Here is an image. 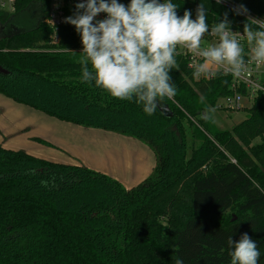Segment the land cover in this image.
<instances>
[{"label": "trees", "instance_id": "16d2710c", "mask_svg": "<svg viewBox=\"0 0 264 264\" xmlns=\"http://www.w3.org/2000/svg\"><path fill=\"white\" fill-rule=\"evenodd\" d=\"M231 1L264 19V0ZM172 2L179 16L187 9L192 19L204 4L209 25L225 13L231 28L243 30L247 22L211 0ZM50 4L16 0L14 12L0 10V94L64 123L133 138L149 147L156 164L127 189L83 165L0 145V264H230L228 238L238 241L243 233L257 243L264 264V94L254 98L246 120L218 129L201 114L232 94V76L195 81L177 58L180 69L171 72L177 95L159 101L149 116L135 100L82 82L81 37L67 23L50 45ZM21 14L32 27L7 31Z\"/></svg>", "mask_w": 264, "mask_h": 264}, {"label": "clouds", "instance_id": "9594fccd", "mask_svg": "<svg viewBox=\"0 0 264 264\" xmlns=\"http://www.w3.org/2000/svg\"><path fill=\"white\" fill-rule=\"evenodd\" d=\"M177 8L172 0H130L127 6L118 0L76 3L73 15L64 22L73 25L81 37L82 82H94L113 98L135 100L151 116L159 101L174 100L177 95L171 72L180 69L181 49L198 58L190 65L196 80H213L218 74L241 78L249 65H264V19L248 17L241 34L231 30L227 13L209 27L204 4L197 6L195 19L187 9L179 16ZM247 11L241 4L237 14ZM100 13L106 18L95 20ZM206 35L214 40L206 42ZM199 99L205 103V96ZM215 112L214 107H206L201 118L212 121ZM227 243L230 264H258V245L247 233L238 241L230 236ZM175 264L183 260L176 259Z\"/></svg>", "mask_w": 264, "mask_h": 264}, {"label": "crops", "instance_id": "0c3cea01", "mask_svg": "<svg viewBox=\"0 0 264 264\" xmlns=\"http://www.w3.org/2000/svg\"><path fill=\"white\" fill-rule=\"evenodd\" d=\"M0 145L66 165L85 166L127 189L153 172L155 156L143 143L117 133L61 122L0 94Z\"/></svg>", "mask_w": 264, "mask_h": 264}, {"label": "built area", "instance_id": "2783aa9c", "mask_svg": "<svg viewBox=\"0 0 264 264\" xmlns=\"http://www.w3.org/2000/svg\"><path fill=\"white\" fill-rule=\"evenodd\" d=\"M163 0H159V2H162ZM213 2L217 3V0H211ZM82 2V0H51L50 4V11L49 15L46 18V25L52 29V37L53 40L51 42L52 45H56L60 41V32L61 29L67 24L64 22V18L67 16V9L71 7H75L76 3ZM15 3L16 0H0V10L6 11V12H14L15 11ZM227 9L237 13V10L239 8V5L234 3L231 0H220V3H218ZM241 17L245 18L246 20L248 17H253L260 19L256 17L255 15L251 14L247 11V13H241L238 14ZM106 18L105 13H100L95 20H103ZM95 22V21H94ZM211 27V25H209ZM234 32H240L243 34V30L231 28ZM214 40L213 37L206 35L205 41L206 42H212ZM247 52V47H246ZM181 54L177 56V58L184 60L186 62L188 70L193 73V68L190 67V65L194 62L195 59L191 56V54L186 53L183 49L180 50ZM247 59V57H246ZM193 76V75H192ZM233 82L231 85L232 94L230 96H227L223 99H221L218 102V108H223L221 110H228L232 112H240L243 109H246V104L252 105L254 98L259 93L264 94V85H263V79H264V65L257 67L255 64L249 65V71L248 73L241 77V78H234L232 77ZM195 81H209L204 80L201 78L200 80ZM245 92V94L243 93Z\"/></svg>", "mask_w": 264, "mask_h": 264}, {"label": "rangeland", "instance_id": "374dc122", "mask_svg": "<svg viewBox=\"0 0 264 264\" xmlns=\"http://www.w3.org/2000/svg\"><path fill=\"white\" fill-rule=\"evenodd\" d=\"M32 27V22L28 14H21L18 16H13L11 21L7 24L6 30L8 31H18L22 29H28ZM51 42L53 37L50 36ZM50 42V45H52ZM251 106L246 104V109L241 110L240 112H232L228 110H221L223 108H218L214 114L215 126L221 130H232L235 126L239 125L241 122L246 120L248 116V110ZM3 113V110L0 109V114ZM260 140H257L255 144L259 143ZM149 149V147H147ZM150 150V149H149ZM153 153V152H152Z\"/></svg>", "mask_w": 264, "mask_h": 264}, {"label": "water", "instance_id": "95a60500", "mask_svg": "<svg viewBox=\"0 0 264 264\" xmlns=\"http://www.w3.org/2000/svg\"><path fill=\"white\" fill-rule=\"evenodd\" d=\"M160 108V111L163 113V114H165V115H167L168 113V110L166 109V108H161V107H159ZM168 116V115H167Z\"/></svg>", "mask_w": 264, "mask_h": 264}]
</instances>
